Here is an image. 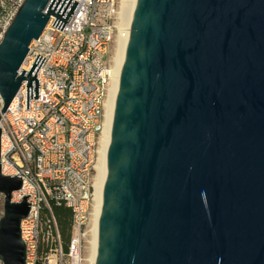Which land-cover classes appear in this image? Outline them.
Wrapping results in <instances>:
<instances>
[{"label": "water", "instance_id": "1", "mask_svg": "<svg viewBox=\"0 0 264 264\" xmlns=\"http://www.w3.org/2000/svg\"><path fill=\"white\" fill-rule=\"evenodd\" d=\"M59 1L0 42V120ZM108 157L95 264H264V0H136ZM21 186L0 168L1 264H25Z\"/></svg>", "mask_w": 264, "mask_h": 264}, {"label": "built area", "instance_id": "2", "mask_svg": "<svg viewBox=\"0 0 264 264\" xmlns=\"http://www.w3.org/2000/svg\"><path fill=\"white\" fill-rule=\"evenodd\" d=\"M23 2L0 0V42ZM121 8L122 0H60L56 10L67 21L51 16L20 68L26 74L34 68L37 88L24 80L2 114L1 174L22 181L11 201L30 204L20 225L25 264H87L85 235L97 205L107 104L118 80L113 57ZM4 197L0 192V219ZM53 204L72 212L67 249Z\"/></svg>", "mask_w": 264, "mask_h": 264}, {"label": "bare ground", "instance_id": "3", "mask_svg": "<svg viewBox=\"0 0 264 264\" xmlns=\"http://www.w3.org/2000/svg\"><path fill=\"white\" fill-rule=\"evenodd\" d=\"M136 0H122V8L120 11V23L118 34L116 37L115 52H114V61L117 64L118 69V80L113 85V88L110 92L109 102L107 104L106 110V143L104 151L101 153V156L98 159L97 170V205L94 212V215L91 219L90 228L87 231L86 240L89 244L88 251L86 254L87 264H95V253L98 242V232L100 229V203L104 193V183H105V170L108 163V146L110 142V125L114 116V106L118 90V82L121 76L122 67L124 63V57L127 49V39L129 30H126L131 19L133 17V12L135 8ZM127 18V20H126Z\"/></svg>", "mask_w": 264, "mask_h": 264}, {"label": "trees", "instance_id": "4", "mask_svg": "<svg viewBox=\"0 0 264 264\" xmlns=\"http://www.w3.org/2000/svg\"><path fill=\"white\" fill-rule=\"evenodd\" d=\"M52 207L60 226L64 246L67 249L71 242V209L63 204H53Z\"/></svg>", "mask_w": 264, "mask_h": 264}, {"label": "rangeland", "instance_id": "5", "mask_svg": "<svg viewBox=\"0 0 264 264\" xmlns=\"http://www.w3.org/2000/svg\"><path fill=\"white\" fill-rule=\"evenodd\" d=\"M0 107H1V105H0ZM90 226L88 225V228H89ZM1 264V263H0Z\"/></svg>", "mask_w": 264, "mask_h": 264}]
</instances>
